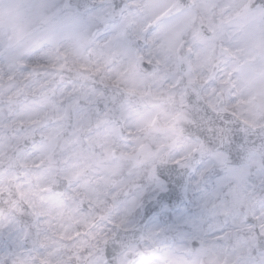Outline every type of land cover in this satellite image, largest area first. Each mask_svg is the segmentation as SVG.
Listing matches in <instances>:
<instances>
[{
  "label": "clouds",
  "instance_id": "9594fccd",
  "mask_svg": "<svg viewBox=\"0 0 264 264\" xmlns=\"http://www.w3.org/2000/svg\"><path fill=\"white\" fill-rule=\"evenodd\" d=\"M0 264H264V0H0Z\"/></svg>",
  "mask_w": 264,
  "mask_h": 264
}]
</instances>
